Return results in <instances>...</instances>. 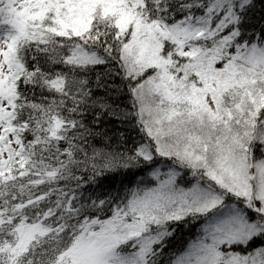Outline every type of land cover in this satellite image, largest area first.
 I'll return each mask as SVG.
<instances>
[{
  "label": "snow or ice",
  "instance_id": "snow-or-ice-1",
  "mask_svg": "<svg viewBox=\"0 0 264 264\" xmlns=\"http://www.w3.org/2000/svg\"><path fill=\"white\" fill-rule=\"evenodd\" d=\"M0 264H264V0H0Z\"/></svg>",
  "mask_w": 264,
  "mask_h": 264
}]
</instances>
